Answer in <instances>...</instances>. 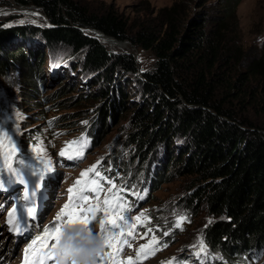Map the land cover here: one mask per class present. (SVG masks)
<instances>
[{"label":"trees","instance_id":"1","mask_svg":"<svg viewBox=\"0 0 264 264\" xmlns=\"http://www.w3.org/2000/svg\"><path fill=\"white\" fill-rule=\"evenodd\" d=\"M15 1L42 10L49 26L41 33L48 44L81 55L76 68L93 84L81 99L95 104L102 124L130 111L134 131L126 142L136 148L139 171L162 147L160 178L168 170L194 175L189 202L205 203L217 217L204 230L207 246L244 260L251 252L264 254V120L250 113L264 112V55L250 56L242 50V38L230 36L234 32L227 27L236 19L239 0H223V18L212 26L204 11L192 12L189 0H175L136 26L112 5L100 10L77 0ZM84 29L153 53V68L132 80L139 98L125 89L138 73L134 56L108 51ZM19 32L22 27L0 28V73L34 60V75H23L37 94L31 96L39 97L35 75L48 57L6 47Z\"/></svg>","mask_w":264,"mask_h":264},{"label":"rangeland","instance_id":"2","mask_svg":"<svg viewBox=\"0 0 264 264\" xmlns=\"http://www.w3.org/2000/svg\"><path fill=\"white\" fill-rule=\"evenodd\" d=\"M77 1L88 9L101 10L112 5L120 15L131 21L132 26H136L145 17L154 18L155 10L171 5L175 0ZM189 1L193 4L192 12L200 10L209 16L208 25L212 26L216 24L217 18H223V0ZM197 4L201 7L198 8ZM235 13L236 19L232 18L227 27L234 32L230 36L237 35L242 38L241 46L245 53L250 56H263L264 0H239ZM220 23L224 21L221 19ZM15 26L22 27L23 32L15 34L9 43H6V47L18 46L27 54L39 50L44 58L48 57L38 72L40 75L37 76L35 73V78L40 82L39 97L31 96L37 94L29 91L31 84L25 81L23 75H34L31 71L34 60L28 59L23 69L16 65L15 69L0 73V124L13 130L18 128L15 139L27 158V163L34 167L40 166L35 159L36 154L32 151L33 146L39 141L54 168V171L46 177L44 189L43 187L40 189L44 192L41 193L44 195V209L38 220L39 230L58 223L55 218L68 200L67 189L80 178L81 171L96 164L98 158H103L99 164L102 174L113 180L118 187L126 185L121 195L130 203L134 202L131 215L136 216L146 211L150 217L149 224L137 226L136 239L128 237L131 246H124L120 259L122 261L128 257L135 259L136 250L140 245L147 243L151 236L155 235L159 241L156 247L160 250L140 261V264H168L174 257L177 261L186 264H200V260L192 255L193 249L190 246L196 243L201 232L204 239L206 225L211 224L217 217L207 212L205 203L189 202L190 193L194 188L192 187L194 175H179L171 171L169 174L168 170L163 178H160L159 161L162 157V147L152 159H150L151 155L146 159L143 164L144 171H139L140 161L135 154L136 148L133 143L126 142L130 132L134 131V125H130V111L116 119L107 117L102 124L98 112L94 110L95 104L91 105L87 100L81 99V95L89 91L93 85H90L89 81L91 76L81 73L76 68L81 55L72 53L63 45L47 43L41 30L47 28L49 22L40 8L23 6L15 0H0V28ZM90 30L92 29H84V32L90 35ZM117 42L119 45L113 46L102 43L108 51L131 53L134 56L138 73L130 77L125 89L129 97L137 99L141 96V91L133 87L132 80L139 77L141 72L153 68L155 57L151 51H144L129 40ZM65 85L67 87L63 92L60 88ZM250 113L253 118L264 120V112L258 113L253 110ZM82 134L90 141V146L85 149L82 159L69 161L58 155L65 142L77 139ZM103 183L106 190L110 185ZM14 187L13 192H0V205H3L0 207V252L2 250L6 253L4 249L8 252L0 257V264H4L8 259L20 262L25 242H30L36 237L34 231L37 229L36 226L24 237L17 239L11 233L8 238L6 237L8 228L3 216L7 217V213L4 212L10 210L14 201H17L16 198L22 197L23 194L22 186ZM131 192L144 194V199L136 200L135 196L130 195ZM103 196L104 193H101V200ZM9 199L13 202L7 204ZM177 215L190 218V222H182L183 231L174 227ZM103 218L102 212L97 213V218L93 221L94 230L100 231L98 222ZM209 220L212 222L208 223ZM148 227L153 228L154 231L144 236ZM165 231H169L170 235L164 236ZM164 243L168 246L163 247ZM206 249L207 256L201 257L204 259V264H263V253L251 252L249 256H244L246 258L244 260L225 257L220 251L210 249L207 244ZM105 251L110 250L105 249Z\"/></svg>","mask_w":264,"mask_h":264},{"label":"snow or ice","instance_id":"3","mask_svg":"<svg viewBox=\"0 0 264 264\" xmlns=\"http://www.w3.org/2000/svg\"><path fill=\"white\" fill-rule=\"evenodd\" d=\"M49 124L51 125V121ZM16 132L18 128L13 130L0 124V192H13L16 185L23 187V196L16 198L17 202L12 204L6 218L8 231L15 237H20L28 232V221L35 218L37 212L35 198L43 187L46 177L54 171V168L39 141L33 146L32 151L36 154L35 159L40 166L34 167L27 163V158L15 139ZM89 146L90 141L82 134L77 139L65 142L58 155L69 161L80 160ZM102 159L98 158L96 164L81 171L80 178L67 189L68 200L55 218L58 223L46 227L42 235L37 236L25 247L22 264H50V262L54 264V249L61 227L66 223H79L89 229L91 227V231H94L93 221L100 212L103 213L104 218L99 220V235L104 241L105 248L95 258V264H140V261L160 250L156 247L159 243L158 238L152 235L147 243L140 245L136 250L135 259L132 257L124 261L120 259L124 246H131L128 237L136 239L137 226L149 224L150 217L146 211L136 216L131 215L134 202L130 203L121 195L126 185L118 187L113 180L102 174L99 169ZM103 182L110 185L106 190ZM101 193H104L102 200ZM130 195L135 196L136 200L144 199V194L140 192H131ZM20 200L23 203H20ZM184 221L190 222V218L177 215L174 227L183 231L182 222ZM211 222V220L208 221V223ZM153 231V228L148 227L144 236H148ZM163 235L168 236L170 232L165 231ZM167 246V243L163 244V247ZM190 247L193 249L192 255L200 260V264H204V259L201 257L207 256V249L202 232L196 243ZM168 264H186V262L177 261L174 257Z\"/></svg>","mask_w":264,"mask_h":264},{"label":"clouds","instance_id":"4","mask_svg":"<svg viewBox=\"0 0 264 264\" xmlns=\"http://www.w3.org/2000/svg\"><path fill=\"white\" fill-rule=\"evenodd\" d=\"M104 248L99 231H90L79 223H66L60 229L54 249V264H95V258Z\"/></svg>","mask_w":264,"mask_h":264},{"label":"bare ground","instance_id":"5","mask_svg":"<svg viewBox=\"0 0 264 264\" xmlns=\"http://www.w3.org/2000/svg\"><path fill=\"white\" fill-rule=\"evenodd\" d=\"M86 31H88V30H86ZM90 33L92 34V35H94V36H96L99 40H101L102 42H104L105 44H107L108 46L110 45V46H113V45H119V43L116 41V40H114V38H112V37H107V36H105V35H103V34H101L100 32H98V31H96V30H90ZM19 186V185H18ZM42 189H44V186H43V188ZM44 192H42V194H43ZM8 232V234H7V238H8V235H9V231H7ZM30 232H28L27 234H24L23 236H20V237H24V236H26V235H28ZM42 233L43 232H39L38 233V236L39 235H42ZM12 234V233H11ZM30 240V239H29ZM20 241V240H19ZM25 247H27L28 246V244H30L29 243V241H26L25 242ZM4 251H6V253L5 252H2V250H1V252H0V257L2 258V255H4V254H7L8 252H7V250L6 249H4ZM20 258H21V255L19 256ZM19 257H18V259H19ZM22 260H23V257H22V259H21V261H20V259H19V261L20 262H17V260H15V259H8L4 264H22Z\"/></svg>","mask_w":264,"mask_h":264}]
</instances>
